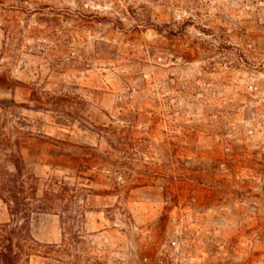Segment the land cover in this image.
<instances>
[{
  "label": "rangeland",
  "instance_id": "obj_1",
  "mask_svg": "<svg viewBox=\"0 0 264 264\" xmlns=\"http://www.w3.org/2000/svg\"><path fill=\"white\" fill-rule=\"evenodd\" d=\"M0 127L86 189L17 264H264V0H0Z\"/></svg>",
  "mask_w": 264,
  "mask_h": 264
},
{
  "label": "trees",
  "instance_id": "obj_2",
  "mask_svg": "<svg viewBox=\"0 0 264 264\" xmlns=\"http://www.w3.org/2000/svg\"><path fill=\"white\" fill-rule=\"evenodd\" d=\"M23 134L18 129L6 133L0 127V201L10 218L0 224V264H17L26 244L33 242L29 234L33 216L55 214L77 224L85 215L76 197L78 190L86 189L70 186L63 178L35 173L22 154ZM78 234L74 232L72 239Z\"/></svg>",
  "mask_w": 264,
  "mask_h": 264
}]
</instances>
